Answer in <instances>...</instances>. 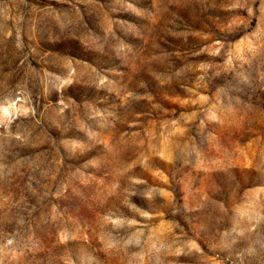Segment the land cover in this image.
I'll use <instances>...</instances> for the list:
<instances>
[{"label":"rangeland","instance_id":"obj_1","mask_svg":"<svg viewBox=\"0 0 264 264\" xmlns=\"http://www.w3.org/2000/svg\"><path fill=\"white\" fill-rule=\"evenodd\" d=\"M0 264H264V0H0Z\"/></svg>","mask_w":264,"mask_h":264}]
</instances>
